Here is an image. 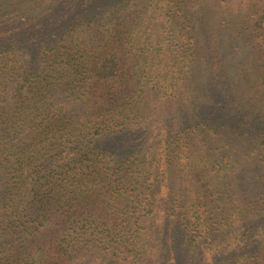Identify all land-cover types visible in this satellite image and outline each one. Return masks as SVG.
Masks as SVG:
<instances>
[{"label": "trees", "instance_id": "obj_1", "mask_svg": "<svg viewBox=\"0 0 264 264\" xmlns=\"http://www.w3.org/2000/svg\"><path fill=\"white\" fill-rule=\"evenodd\" d=\"M0 264H264V0H0Z\"/></svg>", "mask_w": 264, "mask_h": 264}, {"label": "rangeland", "instance_id": "obj_2", "mask_svg": "<svg viewBox=\"0 0 264 264\" xmlns=\"http://www.w3.org/2000/svg\"><path fill=\"white\" fill-rule=\"evenodd\" d=\"M82 35H83V33H82Z\"/></svg>", "mask_w": 264, "mask_h": 264}]
</instances>
